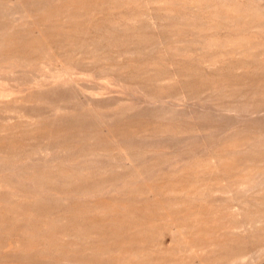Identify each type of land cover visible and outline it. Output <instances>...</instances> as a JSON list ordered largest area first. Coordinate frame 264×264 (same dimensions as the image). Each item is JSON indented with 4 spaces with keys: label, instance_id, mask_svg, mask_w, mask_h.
I'll use <instances>...</instances> for the list:
<instances>
[{
    "label": "rangeland",
    "instance_id": "1",
    "mask_svg": "<svg viewBox=\"0 0 264 264\" xmlns=\"http://www.w3.org/2000/svg\"><path fill=\"white\" fill-rule=\"evenodd\" d=\"M263 93L264 0H0V264H264Z\"/></svg>",
    "mask_w": 264,
    "mask_h": 264
},
{
    "label": "bare ground",
    "instance_id": "2",
    "mask_svg": "<svg viewBox=\"0 0 264 264\" xmlns=\"http://www.w3.org/2000/svg\"><path fill=\"white\" fill-rule=\"evenodd\" d=\"M12 7H13V6H12ZM15 16H17V15H15ZM11 32H12V31H11ZM7 39H8V38H7ZM30 44H31V43H30ZM9 46H10V45H9ZM148 49H149V48H148ZM215 62H216V61H215ZM222 62H223V61H222ZM217 63H218V62H217ZM220 63H221V62H220ZM40 64H41V63H40ZM218 64H219V63H218ZM218 64H216V65H218ZM157 65H158V64H157ZM206 66H208V65H206ZM212 66H213V65H212ZM238 66H239V65H238ZM210 67H211V66H210ZM214 67H215V66H214ZM244 67H245V66H244ZM18 68H20V67H18ZM208 68H209V66H208ZM211 68H212V67H211ZM176 75H177V74H176ZM184 76H185V75H184ZM187 76H188V75H187ZM182 78H183V77H182ZM175 80H176V79H175ZM178 81L180 82V80H178ZM181 81H182V80H181ZM189 81H190V80H189ZM192 81H193V80H192ZM67 82H68V81H67ZM176 82H177V81H176ZM182 82H184V81H182ZM190 82H191V81H190ZM190 82L187 81V84H188V83L190 84ZM159 83H160V82H159ZM184 83L186 84V81H185ZM189 84H188V85H189ZM192 84H193V82H192L190 85H192ZM51 85H52V84H51ZM62 85H63V84H62ZM55 86H56V85H55ZM195 86H196V85H195ZM225 86H226V85H225ZM182 88H183V86H182ZM192 88H193V87H192ZM192 88H191V90H190L191 92H192V90H193ZM218 88H219V86H218ZM197 89H198V88H197ZM221 89H222V88H221ZM223 89H224V88H223ZM216 90H217V89H215V91H216ZM219 90H220V88H219ZM213 91H214V90H213ZM211 92H212V89H211V91H210L209 93H211ZM225 92H226V91H223V93H225ZM251 92H252V91H251ZM251 92H250V93H251ZM176 93H177V91H176ZM180 93H181V92H180ZM189 93H190V92H189ZM196 93H197V91H196ZM202 93H203V91H202ZM212 93H213V92H212ZM212 93H211V94H212ZM229 93H231V92H229ZM240 93H242V92H240ZM190 94H191V93H190ZM192 94H195L194 90H193V93H192ZM205 94H206V93H205ZM211 94H210V95H211ZM217 94H219V93L217 92ZM227 94H228V93H227ZM263 94H264V93H263ZM195 95H197V94H195ZM225 95H226V94H225ZM246 95H247V94H246ZM251 95L253 96V93H251ZM172 96H173V95H172ZM188 96H189L190 99H191V95H188ZM188 96H186V97H188ZM197 96H198V95H197ZM208 96H209V95H207L206 97H208ZM222 96H223V94H222ZM248 96H249V95H248ZM192 97H194V96L192 95ZM203 97L206 98L204 95H203ZM203 97H202V98H203ZM212 97H213V96H212ZM263 97H264V96H263ZM202 98H201V99H202ZM208 98H211V97L209 96ZM213 98H214V97H213ZM220 98H222V97H220ZM239 98H240V96H239ZM190 99H188V100H190ZM201 99H200V100H201ZM241 99H243V98H241ZM263 99H264V98H263ZM160 100H161V99H160ZM191 100H193V99H191ZM202 100H203V99H202ZM202 100H201V102H202ZM206 100H209V99H206ZM215 100H216V99H215ZM228 100H229V99H228ZM228 100H226V102H227ZM193 101H195V102H193V104H195V103H196V99H194ZM203 101H204V100H203ZM222 101H223V100H222ZM222 101H220V102L223 103ZM261 101H262V100H261ZM169 102H170V101H169ZM197 102H198V101H197ZM214 102H215V101H214ZM217 102H218V101H217ZM230 102H231V101H230ZM236 102H237V101H236ZM236 102H235V101H234V102L232 101V103H234V105H235V104H238V103H236ZM259 102H260V100H259ZM184 103H186V102H184ZM188 103H190V102H188ZM191 103H192V102H191ZM199 103H200V102H199ZM221 103H220V104H221ZM262 103H263V102H262ZM211 104H212V103H211ZM214 104H215V103H214ZM224 104H225V103H224ZM224 104H223V107H224ZM228 104H229V101H228ZM228 104H227V105H228ZM245 104L247 105L248 103L245 102L244 105H245ZM256 104H257V103H256ZM215 105L217 106L218 104H215ZM215 105H213V107H216ZM229 105H231V103H230ZM232 105H233V104H232ZM239 105H240V103H239ZM257 105H258V104H257ZM257 105H256V106H257ZM259 105H260V104H259ZM218 106H220V105H218ZM240 106H242V105H240ZM247 106H251V107H252L253 105H247ZM256 106H255V107H256ZM221 107H222V106H221ZM223 107H222V108H223ZM225 107H226V106H225ZM249 108H250V107H249ZM258 108H259V107H258ZM260 108H261V106H260ZM223 109H225V108H223ZM253 109H254V106H253ZM261 109H262V108H261ZM249 110H250V109H249ZM255 110H257V109L255 108ZM259 110H260V109H258V112L256 111V113L262 112V110H261V111H259ZM211 111H213V110L211 109ZM217 111H218V110H217ZM246 111H247V110H246ZM246 111H245V112H246ZM215 112H216V111H215ZM222 112H224V111L222 110ZM226 112H227V110H226ZM242 112H243V111H242ZM242 112H241V113H242ZM216 113H217V112H216ZM219 113H220V111H219ZM236 113H237V112H236ZM236 113H235V114H236ZM247 113H250V112L247 111ZM230 114H231V113H230ZM232 114H233V113H232ZM235 114H233V115H235ZM243 114H244V113H243ZM243 114H241L242 116H241V115H238V117H240V119H241V118L243 117ZM251 114H252V113H251ZM251 114H250V115H251ZM220 115H221V114H220ZM224 115H225V114H224ZM233 115H231V116H233ZM236 115H237V114H236ZM250 115H249V116H250ZM255 115H257V114H255ZM249 116H247V117H249ZM259 116H260V115H259ZM245 117H246V116H245ZM251 117L253 118V116H251ZM255 117L257 118L258 115L255 116ZM255 117H254V119H255ZM236 119H237V118H236ZM243 119H245V118H243ZM243 119H242V120H243ZM250 119H251V118H250ZM186 131H187V130H186ZM199 132H200V131H199ZM211 132H212V131H211ZM142 136H143V135H142ZM150 136H151V135H150ZM136 137H137V136H136ZM148 137H149V136H147V138H148ZM192 137H193V136H192ZM197 137H198V136H197ZM258 137H259V136H258ZM190 138H191V137H190ZM193 138H195V137H193ZM207 138H208V136H207ZM211 138H212V137H211ZM240 138H241V137H240ZM240 138H239V140H240ZM244 138H245V136H244ZM176 139H177V138H176ZM243 141H244V140H243ZM255 143H256V141H255ZM255 143H254V145H255ZM205 144H206V143H205ZM256 144H257V143H256ZM224 145H225V144H224ZM220 146H221V145H220ZM251 146H252V145H251ZM251 146H250V147H251ZM215 147H216V146H215ZM237 151H238V150H237ZM97 152H98V151H97ZM145 152H147V151H145ZM98 153H99V152H98ZM237 153H238V152H237ZM86 154H87V153H86ZM95 154H96V153H95ZM108 154H110V153H108ZM120 154H121V152H120ZM215 154H216V153H215ZM95 156H96V155H95ZM193 156H194V155H193ZM195 156H196V155H195ZM106 157H107V156H106ZM191 157H192V156H191ZM191 157H190V158H191ZM197 157H198V156H197ZM197 157H196V158H197ZM194 158H195V157H194ZM198 158H199V157H198ZM185 159H186V158H185ZM192 159H193V157H192ZM124 161L128 162V161H129V157H128V156H124ZM262 163H263V162H262ZM166 167H167V166H166ZM166 167H164V168L166 169ZM111 169H112V168H111ZM162 169H163V168H162ZM168 169H169V168H168ZM194 169H195V168H194ZM77 172H78V171H77ZM173 173H174V172H173ZM63 175H64V174H63ZM233 175H234V174H233ZM234 176H236V175H234ZM63 179H64V178H63ZM67 179H68V178H67ZM80 179H81V178H80ZM65 182H66V181H65ZM66 183H67V182H66ZM76 184H77V183H76ZM102 185H103V184H102ZM102 185H101V186H102ZM228 185H229V184H228ZM259 185H260V184H259ZM98 186H99V185H98ZM243 186H244V188H245V186L248 187V185H243ZM239 187H240V186H239ZM249 187H250V186H249ZM263 187H264V186H263ZM254 188H255V187H254ZM261 188H262V187H261ZM238 189H239V188H238ZM247 189H248V188H247ZM258 189H259V188H258ZM242 190H244V189L242 188ZM92 192H93V191H92ZM227 192H229V191L227 190ZM84 194H86V193H84ZM235 208H236V207H235ZM181 232H183V231H181Z\"/></svg>",
    "mask_w": 264,
    "mask_h": 264
}]
</instances>
